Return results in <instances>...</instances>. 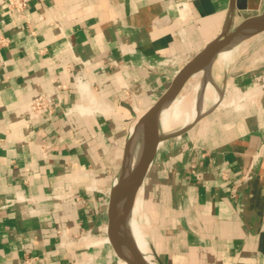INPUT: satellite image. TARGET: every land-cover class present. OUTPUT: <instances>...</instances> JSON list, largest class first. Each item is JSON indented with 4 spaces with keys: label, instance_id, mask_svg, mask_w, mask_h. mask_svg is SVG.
<instances>
[{
    "label": "crops",
    "instance_id": "0c3cea01",
    "mask_svg": "<svg viewBox=\"0 0 264 264\" xmlns=\"http://www.w3.org/2000/svg\"><path fill=\"white\" fill-rule=\"evenodd\" d=\"M25 15L0 5V264H115L107 207L131 117L264 0H28ZM243 40L200 72L218 97L158 144L140 188L161 264H264V31ZM40 94L53 109L33 119Z\"/></svg>",
    "mask_w": 264,
    "mask_h": 264
},
{
    "label": "water",
    "instance_id": "95a60500",
    "mask_svg": "<svg viewBox=\"0 0 264 264\" xmlns=\"http://www.w3.org/2000/svg\"><path fill=\"white\" fill-rule=\"evenodd\" d=\"M229 27L227 25L217 38L208 43L202 51L178 71L169 87L139 118L136 125H142V144L139 156L131 171L127 167L132 136L125 143L120 173L109 193L106 233L107 242L116 258L126 264H146L135 246L125 216L131 211L157 146L169 138L180 136L190 127V125H186L174 133L160 134L159 116L161 110L175 98L190 77L200 72H206L214 57L223 49L229 47L233 42L264 31V15L247 18L232 31ZM156 262L161 264L158 259Z\"/></svg>",
    "mask_w": 264,
    "mask_h": 264
},
{
    "label": "rangeland",
    "instance_id": "374dc122",
    "mask_svg": "<svg viewBox=\"0 0 264 264\" xmlns=\"http://www.w3.org/2000/svg\"><path fill=\"white\" fill-rule=\"evenodd\" d=\"M247 43H248V40H243V41L237 42L235 44V47L236 46L237 47L238 46L244 47V45H246ZM228 57H229V55H228ZM206 81H207V83H206ZM208 82H209V76H205V78H204V76L201 73L194 75L187 80V82L184 84L182 90L174 98V99H182V102L180 104V110H179L180 112L178 114L172 115L168 119V122L165 125H163L164 128H162L161 122L159 121V133L160 134L164 135V134L172 133L174 131L179 130L183 126L184 122L186 121V115H187L186 113L191 107V101L193 98L198 99L199 105H201V107L203 109V113L209 109V107L213 103V98L218 97V93H216L217 95L214 94L215 92L212 91L210 89V87H208L206 85V84H208ZM199 83H200V88L196 89V87ZM207 87H208V89H207ZM206 94L208 95L206 97L208 99H206L204 96ZM211 95L213 97L212 99H211V97H209ZM172 103L170 104V106H172ZM141 115H142V111H140V112L138 111L137 114H135L131 117V120L135 122L138 120V118ZM123 153L124 152L122 149V152L120 153V155H121L120 159L123 158ZM129 157H130V154H129ZM130 162L131 161L128 162V167H127V169L129 171H131V169H132ZM137 196H138V201H139L138 210L136 212H134V214H131L132 220L134 222H136L142 228V232L144 234V239L146 240L147 245L153 251L152 239H151V235H150V231H149L150 225H153L151 222L152 221L151 220V211H152L151 206H150V203L144 198L143 190H141ZM153 262L155 264H158L156 262L155 256L153 257ZM115 264H126V263H123L117 259V262Z\"/></svg>",
    "mask_w": 264,
    "mask_h": 264
},
{
    "label": "bare ground",
    "instance_id": "6f19581e",
    "mask_svg": "<svg viewBox=\"0 0 264 264\" xmlns=\"http://www.w3.org/2000/svg\"><path fill=\"white\" fill-rule=\"evenodd\" d=\"M235 43L236 42H233L231 44V46L234 45ZM229 51H230V48L223 49L219 53L221 59H227L228 55H229ZM206 83H207V81H206ZM199 88H200V83L197 85L196 89H199ZM181 102H182V99H174L168 105L163 107V109L160 112V116H159V121L161 122L162 128H164L163 125H165L168 122V119L172 115L178 114L180 112L179 110H180ZM171 103H172V106H170ZM202 113H203V109H202L201 105H199L198 99L197 98H193L192 101H191V107L186 113L187 114L186 115V121L184 122L183 126L189 125L197 116L201 115ZM130 133H131V136H132V141H131V144H130V147H129L130 157H129V154H128V157H129L128 162L131 161L130 165L133 168L134 164H135V162H136V160H137V158L139 156L140 149H141V144H142V125L141 124L135 125L133 128H131ZM140 191H141V189H139V191L136 194V197H135L133 206L131 208V211L125 216L126 223H127V226H128V228L130 230V233H131V236H132L133 241L135 243V246L137 247L138 251L140 252L143 261L146 264H155L153 262V257L155 256L154 250L152 251L151 248L147 245V242L144 239V234L142 232V228L136 222H134L132 220V215L131 214H134V212H136L138 210L139 201H138V196L137 195L140 193ZM123 263H125V262H123Z\"/></svg>",
    "mask_w": 264,
    "mask_h": 264
},
{
    "label": "built area",
    "instance_id": "2783aa9c",
    "mask_svg": "<svg viewBox=\"0 0 264 264\" xmlns=\"http://www.w3.org/2000/svg\"><path fill=\"white\" fill-rule=\"evenodd\" d=\"M28 0H0V5L8 12L13 14V19L17 23L28 24L25 10ZM8 23L4 19H0V48L5 47L9 43V38L5 35ZM60 89L64 87H59ZM53 109L52 100L46 94H40L26 105L27 115L33 119L41 118L44 113H51Z\"/></svg>",
    "mask_w": 264,
    "mask_h": 264
}]
</instances>
